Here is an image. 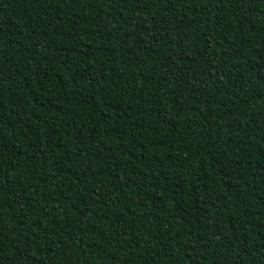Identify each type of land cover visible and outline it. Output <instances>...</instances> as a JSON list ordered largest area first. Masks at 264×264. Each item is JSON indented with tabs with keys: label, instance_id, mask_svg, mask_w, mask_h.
<instances>
[{
	"label": "trees",
	"instance_id": "1",
	"mask_svg": "<svg viewBox=\"0 0 264 264\" xmlns=\"http://www.w3.org/2000/svg\"><path fill=\"white\" fill-rule=\"evenodd\" d=\"M0 264H264V0H0Z\"/></svg>",
	"mask_w": 264,
	"mask_h": 264
}]
</instances>
